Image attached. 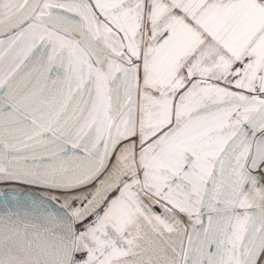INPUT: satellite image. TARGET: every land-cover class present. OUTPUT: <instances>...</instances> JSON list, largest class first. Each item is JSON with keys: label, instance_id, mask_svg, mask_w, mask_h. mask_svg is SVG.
I'll list each match as a JSON object with an SVG mask.
<instances>
[{"label": "snow or ice", "instance_id": "obj_1", "mask_svg": "<svg viewBox=\"0 0 264 264\" xmlns=\"http://www.w3.org/2000/svg\"><path fill=\"white\" fill-rule=\"evenodd\" d=\"M0 264H264V0H0Z\"/></svg>", "mask_w": 264, "mask_h": 264}]
</instances>
